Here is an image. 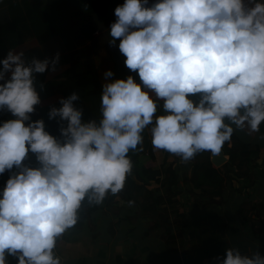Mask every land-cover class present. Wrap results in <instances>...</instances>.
<instances>
[{"label":"clouds","instance_id":"1","mask_svg":"<svg viewBox=\"0 0 264 264\" xmlns=\"http://www.w3.org/2000/svg\"><path fill=\"white\" fill-rule=\"evenodd\" d=\"M114 14L108 43L119 38L124 64L140 82L109 79L114 73L106 70L99 122L82 120L79 92L48 112L58 118L59 137L32 119L41 102L35 74L55 72L59 52L29 59L9 49L0 60V111L15 117L0 122V174L17 169L0 189V264L8 256L62 264L58 239L77 224L85 199L101 204L124 188L133 169L128 153L143 151L146 127L154 150L188 162L204 151L219 156L233 124L252 133L264 122V0H124ZM29 152L38 166L23 163ZM224 251L217 264H264L258 251Z\"/></svg>","mask_w":264,"mask_h":264},{"label":"crops","instance_id":"2","mask_svg":"<svg viewBox=\"0 0 264 264\" xmlns=\"http://www.w3.org/2000/svg\"><path fill=\"white\" fill-rule=\"evenodd\" d=\"M109 1L110 7L107 12L95 14L93 21L95 31L89 34L70 15H59L55 19L57 32L45 41H41L31 30L23 35H15L16 37L10 36L9 31H6L0 38L2 59L6 57L9 49L16 51L22 49L29 59L52 58L59 52L57 70L55 72L46 70L45 73H36L35 76H44L45 82H52L63 76L65 78L62 79L72 78L75 67L84 68L81 81L89 89L99 91L96 103L100 109L101 88L105 82L103 73L106 70L112 69L114 73L109 79H126L128 75H133L137 82H140L138 74L128 69L124 65V60H120L117 54L119 38L115 46L108 43L110 24L116 19L114 9L124 0ZM15 2L24 10L26 9L24 0H12L11 3ZM152 2L153 0H149V3ZM11 3L0 0L2 22L5 24H9L12 20ZM26 18V23L31 25L32 18L29 16ZM61 97L66 98L61 87H57L52 94L42 98L39 103L40 117L45 121V126L50 132L57 130V125L53 119H49L48 112L52 106L59 107ZM74 104L83 109L81 98L74 101ZM162 113V106H158L156 114ZM12 118L15 117L12 115L10 119ZM225 122L231 123L227 120ZM232 126L235 129L233 135L237 139L249 146H259L258 162L264 169V122L261 123L258 132L252 133L246 129H236L234 124ZM142 135L144 136L143 151L145 153L152 151L163 171L168 166L178 171L180 183L176 188L178 191L176 201L168 209L171 212L170 217L174 215L176 222L179 223H166L154 227L153 214L141 216L138 209V218L132 216L134 208L127 205L124 200L119 201L113 212L110 208L100 205L90 219H87L85 223H77L58 239L54 251L62 257V264H217L215 258H223L226 255L224 251L226 247H238L242 255L251 256V252L254 251L264 255V210L259 207L264 200V178L251 183L242 192L236 189L240 182L234 178L233 183L227 186L221 202L206 203L194 194L203 192L202 187L196 186L194 182L196 178L194 170L197 162L207 158L209 152L184 162L175 154L165 150H154L151 133L147 127ZM222 152L228 160L229 155L224 148ZM30 160L29 163L33 166L36 157L32 155ZM164 177L165 173H162L160 178ZM158 186L159 183L152 180L149 188L155 189ZM230 198L237 199V209L242 203L246 207L256 204L260 214L253 213L248 219L239 217L242 221L233 223V227L239 229L237 231L226 230L231 227L227 221L225 223H190L194 222L195 218L192 219V210L201 211L214 204L223 206ZM173 209L176 210L175 213L171 211ZM7 259L9 264H17L15 257L8 256Z\"/></svg>","mask_w":264,"mask_h":264},{"label":"trees","instance_id":"3","mask_svg":"<svg viewBox=\"0 0 264 264\" xmlns=\"http://www.w3.org/2000/svg\"><path fill=\"white\" fill-rule=\"evenodd\" d=\"M5 1L12 2V0ZM23 3H25V10L20 4L16 2L11 3L10 12L12 14V20L9 24L2 22V13L0 11V38L4 36L6 31H9L10 36L16 37L15 35H23L26 31L31 30L41 41H45L57 32L55 19L59 15H70L74 17L82 29L89 34L95 31L93 22L95 14L105 13L110 7L109 0H24ZM26 16L32 18L31 25L26 23ZM117 54L120 60H125V57L119 50H117ZM0 60H2L1 54ZM75 68L72 78L62 79L65 78L63 76L52 82H45L44 76L36 77L38 94L42 99L52 94L57 87H61L66 97L73 92H79L84 110L82 120L86 122L89 119H97L99 121L101 113L96 103V96L99 91L89 89L81 81V74L85 71L84 68ZM34 108L35 111L30 114L32 119H40L39 104L35 105ZM11 116L12 113L6 109L0 111V122L10 119ZM53 120L58 126H56L57 130L55 129L56 131L53 130V132H50L46 128V131L59 137L61 135L59 131L61 125L58 123V118H53ZM64 126H66V121L64 122ZM223 148L229 155L226 163L221 166L215 165L212 162L210 152L204 151L208 153L207 158L197 162L194 170V174H196L194 182L196 186L202 187L203 189V192L194 194L198 199L206 203L221 202L227 186L233 183L234 178L240 182V185L236 189L241 192L251 183H255L260 178H264V169L258 162L260 156L259 146H249L232 135L231 144L225 142ZM204 152L197 153L196 156ZM32 155L35 156L34 153L29 152L28 157L23 163L32 166L29 163L31 161L30 156ZM128 155L133 162V169L125 181L124 188L117 194H107L101 204H90L85 199L79 210L77 223H85L87 219L93 216L94 211L100 205L110 208L112 212L115 211V206L118 205L120 200H124L127 205L134 208L132 216H137L138 218V209L141 216L153 214L154 227L171 223V212H169L168 208L176 201L175 198L178 193L176 188L180 183L178 171L172 166H168L163 171L162 166L159 165L152 151L145 153L144 151L130 150ZM38 164L39 162L35 160L33 167L38 166ZM16 170V166H14L12 170L6 169L4 173L0 174V189L5 186L10 173ZM162 173H165L164 178H160ZM152 180L159 183V186L155 189L149 188ZM129 201H134V203L130 205L128 203ZM259 205L264 210V200ZM171 211L176 212L175 209ZM237 212L240 217L245 219L250 218L253 213L260 214V210L256 204L246 207L242 203L238 207ZM168 234L171 235L170 233Z\"/></svg>","mask_w":264,"mask_h":264},{"label":"rangeland","instance_id":"4","mask_svg":"<svg viewBox=\"0 0 264 264\" xmlns=\"http://www.w3.org/2000/svg\"><path fill=\"white\" fill-rule=\"evenodd\" d=\"M238 181V180H237ZM238 183V182H236ZM195 198V197H194ZM237 199L233 200L232 198L226 202V204L222 205H212L205 209L200 210H192V219L194 222L190 223H227L231 224V227L227 228L228 231H237L238 228L233 227V223H240L241 218L237 214ZM177 219L172 215L171 223H179L176 222ZM235 226V225H234Z\"/></svg>","mask_w":264,"mask_h":264},{"label":"water","instance_id":"5","mask_svg":"<svg viewBox=\"0 0 264 264\" xmlns=\"http://www.w3.org/2000/svg\"><path fill=\"white\" fill-rule=\"evenodd\" d=\"M226 160H227V157L223 152H221V154L217 157L212 156V161L217 166L223 164L224 162H226Z\"/></svg>","mask_w":264,"mask_h":264}]
</instances>
